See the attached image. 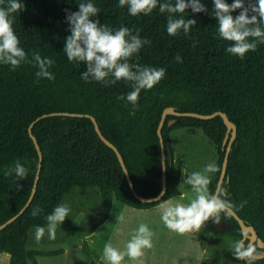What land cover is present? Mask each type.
Wrapping results in <instances>:
<instances>
[{"label": "trees", "instance_id": "1", "mask_svg": "<svg viewBox=\"0 0 264 264\" xmlns=\"http://www.w3.org/2000/svg\"><path fill=\"white\" fill-rule=\"evenodd\" d=\"M91 2L100 10L93 20L98 19L114 31L127 27L136 34L140 30V37L151 41L128 61L130 64L164 68L165 75L152 89L141 90L137 106L118 99L133 90L130 82L120 80L110 86L94 80L86 82L81 73L87 65L70 62L64 53L66 38L71 34L66 16L79 10V0H22L24 9L13 14L20 46L29 60L34 53L52 58L55 63L49 71L55 79L40 78L37 82L38 68L31 63H22L15 70L0 64V224L18 213L30 197L39 153L29 126L37 117L60 111L95 116L102 133L121 152L135 191L152 197L162 188L158 126L164 109L174 106L180 111L199 113L223 111L237 125L221 199L253 225L264 240V44H258L257 50L249 51L243 59L227 53L225 49L231 42L218 35L213 0H200L207 11L186 10L185 19L195 20L196 24L188 34L181 31L178 36L168 35L167 13L161 14L158 6L147 16H132L127 6L119 7V0ZM164 2L167 0H159ZM233 2L227 0L229 4ZM254 2L245 0V7ZM6 5L4 0L0 7ZM241 11L236 9L231 14L235 17ZM253 14L249 11V16ZM178 54L182 63L175 59ZM172 118L176 121L169 125ZM178 129L201 130L214 143L219 171L210 176L209 192L216 191L226 152L224 119L220 115L201 119L169 114L162 129L167 153L166 193L160 200L144 202L135 196L117 153L102 140L90 117H43L33 128L43 152L37 191L30 206L0 230V252L10 254L11 264H40L39 256L64 251L28 247L29 233L37 226L46 227L45 217L75 187H96L101 193L103 214L89 233L109 218L115 200L136 208H151L181 196L183 169L176 163L172 138ZM169 154L173 156L172 163L168 161ZM17 160L28 169L25 179L4 174ZM36 207L42 211L33 217ZM220 215L225 225L222 231L217 230L212 219L204 227L240 242L243 231L239 221L232 213ZM201 244L206 247L203 240ZM252 248L256 254L264 250L257 243ZM83 251L90 264L100 260L98 251L87 240ZM242 262L248 264L247 259ZM252 264H264V257L255 258Z\"/></svg>", "mask_w": 264, "mask_h": 264}, {"label": "clouds", "instance_id": "2", "mask_svg": "<svg viewBox=\"0 0 264 264\" xmlns=\"http://www.w3.org/2000/svg\"><path fill=\"white\" fill-rule=\"evenodd\" d=\"M3 2L4 0H0V4ZM213 2V15L218 18V35L231 42L225 49L227 53L243 59L249 51H256L258 44H264V27H262L264 0H255L248 7H245V0H234L231 4L227 3V0H213ZM125 6L132 16L140 14L147 16L158 6L161 14L167 13L169 36H178L181 31L188 34L196 24L195 20L185 19L183 14L187 9L191 8L193 13L207 11L200 0H175L174 3L170 0L164 3H159V0H119V7ZM23 9L22 0H7L6 7H0V64L10 65L11 69L15 70L22 63H31L38 68L35 73L37 82L40 78L54 80L55 76L49 69L55 61L52 58H42L39 53H34L29 60L25 49L20 46V40L13 28V14ZM236 9L242 11L234 17L231 13ZM249 11L254 14L249 16ZM99 12L100 10L91 0H79V10L68 12L66 20L70 24L71 34L66 38L64 53L70 62L87 65L86 71L81 73L82 79L86 82L94 80L105 86L113 85L120 80L130 82L133 90L126 97L122 95L118 99H126L135 107L138 105L141 90L152 89L164 77L166 70L141 66L139 63L130 64L128 61L139 53L144 45H150L151 41L142 39L139 35L140 30L132 34L127 27H120L114 31L107 25H101L98 19H92ZM175 59L179 63L183 62L179 54ZM218 171L216 163L211 162L201 171H194L187 176L184 182L191 185V190L195 194L188 204L169 201L161 205V219L169 230L181 235L193 231L199 232L210 219L219 223L222 212L231 214L228 211L230 204L221 199L223 194L209 192V174ZM4 174L9 177L14 174L18 180H21L27 177L28 169L17 160L13 167L6 169ZM17 186L22 187V185ZM41 211L42 209L36 207L31 215L38 216ZM69 213L70 209L67 205H57L45 217L46 228L36 227L35 241L40 243L45 231L49 239L54 240L57 227L65 221ZM118 219L122 220L123 217L119 216ZM152 235L148 226L141 224L126 243L125 251H120L111 243H107L101 258L105 264H122L125 256L136 262L144 255V249L152 248ZM232 251L238 259H247L248 264H252L255 259V249H245L241 242H236Z\"/></svg>", "mask_w": 264, "mask_h": 264}, {"label": "rangeland", "instance_id": "3", "mask_svg": "<svg viewBox=\"0 0 264 264\" xmlns=\"http://www.w3.org/2000/svg\"><path fill=\"white\" fill-rule=\"evenodd\" d=\"M172 138L176 148V163L183 169L182 176H184L181 180V190L185 193L186 199L191 200L195 194L191 190V185L186 184L184 181L192 172L201 171L208 163L215 162L217 158L216 147L201 130L195 132L188 129H178L172 133ZM209 175L211 176V174ZM61 204L67 205L70 213L65 221L57 227L54 240L49 239L48 233L45 231L41 242L37 243L34 238L36 227L30 230L28 247L44 250L65 249L59 254L39 256L40 264H90L83 251L84 241L87 240L92 247L102 250L108 234H115L117 242H120L119 234L124 227H127V222H129L127 220L128 216L123 213L125 204L115 200L111 219H107V225L105 224L98 229V233L92 241L89 232L103 214L102 197L99 189L96 187H75L70 194L65 196ZM119 216H122L123 219L119 220ZM133 219L134 221L131 224L129 222L132 229H138L141 224L148 222L147 216L141 215V213L134 216ZM130 231L129 228L128 233ZM196 233L200 236V241L205 242L211 257V260H202L201 264H243L242 260L238 259L232 251L233 245L238 242L236 237L216 235L205 227ZM129 236L125 239H128ZM173 237V235H167L164 238L163 250L164 248L168 251L171 250ZM159 242L160 239L157 233V246ZM162 253L163 251L159 252V257Z\"/></svg>", "mask_w": 264, "mask_h": 264}, {"label": "water", "instance_id": "4", "mask_svg": "<svg viewBox=\"0 0 264 264\" xmlns=\"http://www.w3.org/2000/svg\"><path fill=\"white\" fill-rule=\"evenodd\" d=\"M169 114L176 115V116H192V117H198L201 119H210V118H214V117L220 115L224 119V122L227 126V130H226V134H225V137L223 140V146H226V152H225V157H224L223 164H222L221 174H220L218 184H217V188L215 191V193H220L221 189H222V185H223L224 180H225L226 172H227L229 155H230L233 143L237 137V125L229 118L227 113H225L223 111H215L212 113H199V112H193V111H180V110H177L174 106H169V107L164 109L161 121H160L159 126H158V134L160 136L161 153H162V188H161V191L157 195L152 196V197L141 196L138 192L135 191L133 181L131 179L129 170L126 166V163L124 161V158H123L121 152L119 151L117 146L115 144H113L102 133L100 126H99V123L97 122L95 116H93L91 114L71 113V112H63V111L46 113V114H43L42 116L37 117V119H35L33 122H31V124L29 126L30 135H31L32 139L34 140L35 146H36L38 153H39V165H38V169L36 172V176H35V180L33 183V187H32L30 197H29L28 201L26 202V204L20 209V211L18 213H16L14 216L9 218L4 223L0 224V230L3 229L4 227H6L8 224L14 222L30 206V204L32 203L34 196L36 194L39 179H40V174H41V170H42L43 152H42L41 146L38 143L36 136L33 133V128H34V125L36 124V122L41 120L43 117H47L49 115H67V116H70V115L71 116L86 115V116L90 117L92 119V121L94 122L95 129L99 133L102 140L106 144H108L110 147H112L115 150V152L117 153L118 158H119V160L123 166L124 172H125L127 179L131 185V188L134 191L135 196L144 202H154V201L160 200L164 196V194L166 193V189H167V153H166V146H165L164 138L162 135V129H163V126L165 124L166 117ZM175 121H176V119L172 118L169 121V125H172ZM168 161H169V163L173 162V156L171 154H169ZM228 210L235 216V218L239 221V223L242 227L243 237H242L240 242L243 244L244 248L247 249V248L255 247L256 243L258 244L259 247L264 248V240L261 237H259L255 227L251 224H247L237 214V212L233 208L230 207ZM224 227H225L224 222L222 220H220V222L217 223V230L222 231ZM246 239H249L248 243H245ZM254 256H255V258H263L264 257V250H262L261 252H259L257 254L254 253Z\"/></svg>", "mask_w": 264, "mask_h": 264}, {"label": "crops", "instance_id": "5", "mask_svg": "<svg viewBox=\"0 0 264 264\" xmlns=\"http://www.w3.org/2000/svg\"><path fill=\"white\" fill-rule=\"evenodd\" d=\"M169 201L172 203H183L185 205L190 202V200L186 199L185 193L182 191L181 196L170 198L165 202L151 208H136L125 204L124 206L125 209L123 213L128 216L127 220L130 222V224L131 222L134 221L133 217L138 215L139 213H141V215H146L148 218V222L144 224L148 226L149 230L154 235H152V245H153L152 248L144 249L143 250L144 255L138 261L133 262L127 256H125L124 260L122 261V264H201L202 260L204 259L211 260L207 247L203 248L200 241L201 238L196 233V231L181 235L169 230L164 225L161 219V205ZM111 215L112 214H110L108 220L111 219ZM106 222L107 220L103 224H101L93 233H90L92 237V241H93V237L97 235L98 229L100 227H103L106 224ZM129 222H127V227H124V229L122 230V232H120V234L118 233L120 242H117L115 234L113 235L108 234L107 237L105 238L106 241L102 248L104 249L105 244L111 243L112 246L117 248L118 250L125 251L126 243L131 239L133 232L137 230V229H132L130 227L131 225H129ZM128 227L131 230L130 233H128L129 232ZM113 233H117V232H113ZM157 233H158V238L160 239L158 246L156 245ZM128 235H130L129 238L125 239ZM167 235L174 236L172 239L173 246L170 251H168V249L166 250L165 248L163 250V241ZM103 249L102 250L96 249L100 255V260L97 261L95 264H100V263L105 264V261H103L101 258ZM63 250L65 251V249ZM160 251H163V253L159 257ZM0 264H11L10 254L8 252H0Z\"/></svg>", "mask_w": 264, "mask_h": 264}]
</instances>
